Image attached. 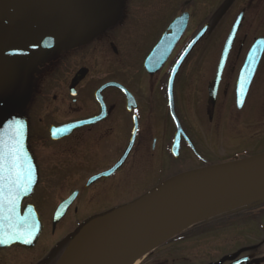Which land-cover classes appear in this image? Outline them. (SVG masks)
I'll list each match as a JSON object with an SVG mask.
<instances>
[{
  "label": "flooded vegetation",
  "instance_id": "obj_1",
  "mask_svg": "<svg viewBox=\"0 0 264 264\" xmlns=\"http://www.w3.org/2000/svg\"><path fill=\"white\" fill-rule=\"evenodd\" d=\"M198 7L200 14L197 16L204 12L205 16L199 23L201 25L199 30L193 36H191L193 30L190 29L194 17L196 18L193 8H185L183 11L189 14V21L180 42L188 45L207 27L206 32L180 70L183 74L181 84L174 88L177 116L192 146H188L183 139L176 158L172 154L175 126L169 123L166 127L160 126L153 110L160 106L148 104L143 118L139 117L138 135L126 162L110 176L99 180L94 178L115 168L131 139L132 132L127 141L123 137L124 122L121 117L123 97L120 92L115 90L111 93L109 91L113 88H109L101 93L107 115L100 122L78 128L60 140L51 138L50 127L98 117L102 110L95 94L101 87L100 82L103 78L101 75L104 73L108 76L109 72L113 75L109 78L117 81L124 80L118 78L126 73L133 77L136 72L131 74L130 66L128 63L124 64L123 60L121 66L111 67L119 68V72H112L111 68L108 70L109 65L105 62L109 64V61L105 60V55H97L101 60L99 64L97 63L99 70L91 71L84 66L75 70V61L85 60L91 53H95L97 43L94 41L89 45L86 37H81L80 41L72 40L69 46L60 39L51 41L47 35L51 34V37L55 34L57 38L60 35L56 33L58 28L54 26L50 28L52 32L47 31V34L41 30L43 28H38L39 31L34 32L24 27L32 37L31 43L21 38L11 28L7 26H4L5 29L1 28L3 39L0 42V49L10 48L14 52L18 51L12 56L18 57L24 65L12 80L9 78L4 84H0V91L3 92L0 97L2 112L0 125L11 114H20L29 122V148L36 160L39 178L30 197H24L22 200L21 210L23 213L26 207H32L41 221L42 230L37 241L29 248L20 246L0 248V264H60L80 236L74 233V224L71 223V228L67 226L68 222L77 216L83 217L84 211L88 209L96 210L89 216L90 221L108 215L115 208L122 206L117 202L125 193L135 190L140 183L158 176L160 171L168 168L173 161L182 163L186 158L195 159L198 166H194L192 170H197L215 165L217 161L214 158L215 153L227 154L228 151L248 150L254 151L253 154L257 155L264 151V53L241 109L238 108L236 98L237 82L243 63L254 42L260 38L264 39V0H227V12L220 17L218 11L216 13L212 11L214 5L209 6L197 1L195 9ZM238 18L241 19L240 27L227 60L216 101L212 105L210 81L211 77L216 75L217 65H214V62H218L220 55L218 53L220 33L214 31L220 26L228 25L227 38ZM68 30H71V27ZM190 36V39L187 38ZM205 42L210 44L204 45ZM75 46L77 50H74ZM53 49L55 53L51 52ZM99 51L98 54H102L101 44ZM113 52L118 54L116 46L113 47ZM118 56L119 54L114 56L116 59L110 62H121L117 61L121 55ZM29 61L32 63L27 65ZM43 61L58 63L46 69ZM34 65L37 68H34ZM81 68H86L88 74L78 86L72 88V81ZM131 70L134 71L133 68ZM164 73L165 70L160 72L161 78L150 82L149 87L152 90L158 88L164 104L167 105V88L163 84L159 86L165 81ZM95 83L98 84L94 86ZM135 98L137 99L136 96ZM137 103L140 109L138 100ZM64 107H67V111ZM200 143L206 148L203 149ZM130 161L132 163L129 169L137 170L142 167V171L135 172V176L128 173L124 177L123 170L128 167ZM70 199L72 201L65 214L55 224L57 210ZM112 205L115 207L110 208ZM219 223L223 221L218 217L198 223L152 250L139 264H186L190 255L198 257L202 240L211 238L212 233L221 230L217 227ZM211 241L216 244V240ZM263 244L264 242L257 248L263 249ZM209 245L205 246L210 247ZM257 250L241 249L236 253L223 255L216 262L206 264H219L224 258L237 253L239 254L237 260L248 255L251 264L255 260L253 253ZM200 261L201 259L197 264H203Z\"/></svg>",
  "mask_w": 264,
  "mask_h": 264
},
{
  "label": "water",
  "instance_id": "obj_2",
  "mask_svg": "<svg viewBox=\"0 0 264 264\" xmlns=\"http://www.w3.org/2000/svg\"><path fill=\"white\" fill-rule=\"evenodd\" d=\"M188 20V14H184L176 19L169 28L171 33L165 34L154 51L148 56L144 67L149 74H155L163 67L186 30ZM4 24L24 40L29 43L32 42L31 35L24 28L11 23L9 20H4ZM237 26L238 24L236 28ZM204 32L197 37L187 52L178 61L172 75L169 84V101L171 114L175 118L173 101L174 76L190 50H192L193 46L204 35ZM235 33L236 31L231 33L226 43L218 67L216 80L210 90V101L213 104L228 55L235 39ZM1 41L2 36L0 34ZM263 51V43L257 42L253 46L246 64L242 69L238 82V97L239 104L241 105L246 98L248 88L255 76ZM86 73L87 70H81L77 74L73 86L78 84ZM242 80L243 86H241ZM108 86H115L124 92L127 98L128 110L131 111L132 108H137L136 101L123 87L117 84H111L103 87V89ZM102 119L103 116H100L86 122L52 128V139L59 140L65 138L75 129L94 124ZM178 129L176 144L174 146V152L176 154L179 150L182 135L181 128L179 127ZM136 134L137 128L135 127L130 145L120 163L112 171L100 175L94 180L101 177H108L124 164L132 150ZM0 139L3 140L6 147L15 145L20 148L22 164V174L20 177L22 178L19 179L18 184L19 182L27 183L18 187L11 186L8 183L5 184L4 207L2 212L5 222L3 232L0 233V239L4 242L0 243V248L9 247L14 244H31L40 232L38 222L36 218L34 220H31V218H28L26 221L21 220L19 211H16L17 208L19 209L20 198L25 193L27 196L31 195L38 179L35 159L28 147V121L20 115H10L0 126ZM9 189H11V195H9ZM261 197H264V155L179 175L137 201L114 210L78 244L62 264H83L88 255H90V260L87 264H130L141 255L148 253L150 250L178 236L207 216L226 209L235 202L241 200L244 202ZM71 201L72 199L60 206L56 214L58 220L63 217ZM18 225H24L31 235L23 236L20 239L10 238L11 234L16 231ZM101 226H103L102 235L104 236L95 250L91 251L95 240L90 241L88 245L86 241ZM237 256L235 255L224 259L219 264H223L226 260H234ZM248 261L249 259H246L236 264L246 263Z\"/></svg>",
  "mask_w": 264,
  "mask_h": 264
},
{
  "label": "rangeland",
  "instance_id": "obj_3",
  "mask_svg": "<svg viewBox=\"0 0 264 264\" xmlns=\"http://www.w3.org/2000/svg\"><path fill=\"white\" fill-rule=\"evenodd\" d=\"M185 1L186 0H0V30L1 28L5 29V25H2L1 23L4 19H9L11 22L32 29L34 32L39 31L38 28H43L41 30H44L45 34H47V31L52 32L50 28L55 26L58 28L56 33L60 34L58 35L59 37L57 38L55 34L50 37L51 34H49L47 35V38H50L51 41L56 39L58 41V39H60L62 43L68 46L71 44L72 40L80 41L81 37L91 35L88 40L89 45L94 39H97L95 42L97 43V51L91 53V55L88 58L86 57L85 60H76L74 63L75 70L79 69L81 66H84L91 71L99 70L98 62H101V60L97 55H105V60L109 61V64L108 62H105V64L109 65L108 70L114 66H121L123 62L124 64L128 63L127 65L130 66L129 70L131 74L136 73L133 77L126 73L124 75L126 77L121 76L118 78L124 80L117 81L123 84L137 97L140 104L138 116L143 118L144 111L147 109L148 104L155 107L160 106V108L153 109L156 118L159 119L160 126L164 125L166 127L168 123L174 126L172 120L168 118L167 107L166 104H164L165 101L162 98V95L158 92V88L152 90L148 86L149 81L147 78L143 75L141 70L137 69L138 67L140 69L139 65L143 63L153 45L159 40L163 30L170 25L175 16L178 17L183 14L185 8L189 9L192 7L194 16H196L193 20L194 23H192L190 27V29L193 30L191 36L197 33L201 26L199 23L202 22V19L205 16V12L200 16H197L200 14L199 7L198 9H195V3L197 1L204 4L206 3L209 6L214 5L215 8H213L212 11H214V13L218 11L219 17L221 14L225 15L227 12V4H224L227 3V0H194V5H192V0H188L186 5ZM69 27H71V30H68ZM116 27H119V29H116ZM196 27L197 29H195ZM95 31L97 32L95 33ZM214 32L220 33V37L218 38V53L220 54L218 56L219 61L226 41L225 38L226 32H228V25L220 26ZM96 34L101 36V38H97L95 36ZM255 35H257V33ZM191 36L187 38L190 39ZM100 44L103 48L102 54H98L100 52ZM183 44H185V42L178 45L175 55H177V53L183 48ZM206 44L210 43L205 42L204 45ZM204 45H202V47H204ZM115 46L118 49L119 56L121 55L120 59L117 61L121 62H110L111 60L116 59L114 56L118 55L113 52V47ZM49 50L51 49H48V51ZM54 50L55 49L51 52L55 53ZM14 53H18V51L14 52L10 48L0 49V58H3L0 59V84H4L9 78L12 80L13 76H16V74L23 68L24 63L18 57L12 56ZM40 60L42 61L43 59L41 58ZM29 62L32 63L31 61ZM172 62L173 59H171L169 63ZM43 63H45L44 68L49 69L51 66H56L58 62H55L54 64L50 61H43ZM169 63L166 65V68ZM217 63V61L214 62V65H217ZM208 64H210V62ZM34 68L37 67L34 65ZM62 68L63 67L60 69ZM131 68H133L134 71H132ZM110 71L119 72L120 69L111 68ZM107 74L108 76L104 73L101 75L103 78L101 79L100 85L114 80L113 78H109L110 76H113L112 74L109 72H107ZM158 77L161 78V76L158 75L149 78V80L152 83L154 79L157 80ZM212 80H214V77H211V81ZM208 81L210 80L208 79ZM97 84L98 83H95L94 86ZM109 92L114 93L115 89H111ZM2 93L3 92L0 91V97H2ZM122 97L124 101L125 98L124 96ZM64 108L67 111V107ZM1 114L2 112L0 110V115ZM121 117L124 122L123 137L126 138L127 141V138H129L130 135L132 121L131 115L125 110L124 106L122 107ZM1 120L2 117L0 121ZM200 145L203 149L206 148L203 144L200 143ZM253 152L254 151L238 150L234 152L228 151L227 154H222L223 152L221 154L215 153L214 158L217 159L215 165L250 158L254 155ZM131 163L132 161H130L128 167L123 170L124 177L128 173L135 176V172L138 170L142 171V167L137 170L129 169ZM194 166L197 167L198 165H196L195 159L191 158H186L182 163H176L173 161L168 168L160 171L158 176L149 181L140 183L135 190L125 193L123 198L118 201L117 204L124 206L131 203L165 179L171 178L179 173L188 172L189 170H192ZM263 201L264 198L244 204H249V207L251 208ZM109 207L111 208L115 206L112 205ZM106 210H109V208H106ZM95 211V209L84 211L85 215L83 217H75L73 221L67 223V226L71 228L72 224H74L75 230H77L83 223L90 219L89 216ZM237 215L234 216L233 222L230 224L226 220L223 223H219V226L217 227L225 229L212 233L211 238L208 237L202 240L203 244L200 245L202 248L198 257L195 258L193 255H190L187 258L186 264H197L200 259V262L203 264H206L207 262H216L220 260L223 255H228L229 253L233 254L241 249L257 250V245L264 242V212H262L257 219L255 217L252 218L249 214ZM211 240H216V244ZM208 244L211 246L209 245L210 247H206L205 245ZM75 248L76 247H73V249ZM253 259L255 260L251 264H264V248L258 249L257 252H254Z\"/></svg>",
  "mask_w": 264,
  "mask_h": 264
},
{
  "label": "snow or ice",
  "instance_id": "obj_4",
  "mask_svg": "<svg viewBox=\"0 0 264 264\" xmlns=\"http://www.w3.org/2000/svg\"><path fill=\"white\" fill-rule=\"evenodd\" d=\"M243 86V80L241 81ZM18 143V142H17ZM22 174L21 164V151L18 146H7L3 140L0 139V233L4 229V217L3 212V198L5 195V184L8 183L11 186L18 187V181ZM30 176V169H29ZM9 195H11V189H9ZM14 208V204H13ZM31 233L27 231L24 225H18L15 232L11 234L12 239H20L23 236H30ZM4 242L0 239V243Z\"/></svg>",
  "mask_w": 264,
  "mask_h": 264
},
{
  "label": "bare ground",
  "instance_id": "obj_5",
  "mask_svg": "<svg viewBox=\"0 0 264 264\" xmlns=\"http://www.w3.org/2000/svg\"><path fill=\"white\" fill-rule=\"evenodd\" d=\"M240 202H242V200H241V201H238V202H235V203L229 205L228 207H231V206H233V205H235V204H237V203H240ZM103 226H104V225H103ZM103 226L97 228V229L92 233V235L90 236V238L87 239V241H86V244L88 245V244H90V241L95 240V243L93 242V246H92V248H91V251H94V250H95V248L97 247V245H98L99 242L101 241L102 237L104 236V235H102V233H103V232H102V227H103ZM89 260H90V255L87 256V258H86V260L84 261L83 264H87V263L89 262ZM130 264H138L137 259H135V260H134L132 263H130Z\"/></svg>",
  "mask_w": 264,
  "mask_h": 264
}]
</instances>
